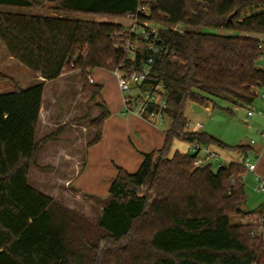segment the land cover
Here are the masks:
<instances>
[{
    "label": "trees",
    "instance_id": "obj_1",
    "mask_svg": "<svg viewBox=\"0 0 264 264\" xmlns=\"http://www.w3.org/2000/svg\"><path fill=\"white\" fill-rule=\"evenodd\" d=\"M43 4L53 15L2 9ZM71 13L137 14L159 25L157 35L144 25L149 39H141L160 46L162 53L145 47L131 56L118 37L121 23L63 15ZM0 39L10 56L44 79L22 88L0 74V81L13 83V89L0 92V264H264V214L258 225L232 221L253 213L243 209L244 160L253 148L190 131L185 114L189 101L208 107L214 98L252 106L264 83V0H0ZM149 59L141 88L164 86L163 112L171 125L163 146L143 153L135 172L117 168L98 222L86 227L29 183L44 145L64 131L60 127L36 139L45 81L58 79L67 67L81 72L82 99L101 111L90 121L96 130L88 142L92 146L102 140L110 115L103 85L90 82L93 70L129 75ZM174 139L226 148L242 159L216 171L213 163L196 166L198 153L170 154Z\"/></svg>",
    "mask_w": 264,
    "mask_h": 264
},
{
    "label": "rangeland",
    "instance_id": "obj_2",
    "mask_svg": "<svg viewBox=\"0 0 264 264\" xmlns=\"http://www.w3.org/2000/svg\"><path fill=\"white\" fill-rule=\"evenodd\" d=\"M2 9L32 15H53L49 5L45 8L2 7ZM58 14L60 15V13ZM63 15L93 21L120 20L123 28L120 33L121 36L118 37L131 56L134 54L128 49H131L132 46L142 49L144 46L141 39L143 24L148 25L151 31L159 29V25L154 22L136 20L131 15L121 18L74 13ZM134 23L138 24L139 32L133 36L131 29ZM173 27L176 28L177 26ZM204 30L225 35L241 34L226 29ZM19 62L18 59L10 57L5 44L0 39L1 75L13 76L11 78L22 88L44 81V79H38V73L25 65L21 66ZM260 67L264 68V55L260 61ZM92 78L95 83L103 85L102 99L110 110L102 140L90 148L81 144L82 139H92L95 136L96 130L91 127L90 121L97 117L101 111L98 106H96L98 109L96 110L94 103H87L82 99L81 72L67 67L64 74L58 79L45 81L42 118L36 139L55 132L60 127H64V131L58 136V139H53L47 143L40 155L38 166H31L29 174V183L32 186H36L37 189L63 204L70 210L69 216L73 217L72 215H74L79 224H86V227L87 222H98L102 208L110 198L109 188L117 168L122 167L129 172H135L141 163L140 161L138 164L143 150L141 144H149L152 146L150 150L161 148L164 142V131L171 125V118L167 115H164L162 120L153 118L152 121L156 120L157 124L154 126L147 121L148 119L140 117L134 112H128L123 99L124 93L119 86L115 71L98 67L93 70ZM11 89H13V83L8 80L0 81V92ZM252 107L255 114L248 117V105L237 107L227 100L214 98V101L207 108L189 101L185 110L190 123L187 128L194 130L202 127L199 128V131H206L230 146L245 144L253 147V150L260 151L264 145V138L261 134L264 131V100L258 95L252 102ZM227 108H232L233 112H228ZM135 116L147 121L146 124L139 120H132V117ZM139 135H141L140 138ZM209 149L219 156V161L212 159L215 171L218 168V163L229 165L232 161L242 159L241 153L226 148L212 145L209 146ZM176 150L184 153L189 152V143L174 139L170 154ZM200 154L204 156L205 152ZM261 157L259 161L256 159L257 170L255 172L246 170L244 174L247 200L243 209L253 211V213L233 216V222H252L258 225L261 221V215L264 214V190L255 189L258 185L257 177L264 178V153ZM261 230V228L257 229L259 234ZM85 234L88 238L90 234L88 228H85ZM74 241L75 245H78V238L75 237ZM100 245L98 251L104 247V244L101 243Z\"/></svg>",
    "mask_w": 264,
    "mask_h": 264
},
{
    "label": "built area",
    "instance_id": "obj_3",
    "mask_svg": "<svg viewBox=\"0 0 264 264\" xmlns=\"http://www.w3.org/2000/svg\"><path fill=\"white\" fill-rule=\"evenodd\" d=\"M142 11L146 12V9H142ZM131 17L134 19L137 18V14H131ZM147 21V20H144ZM137 22V21H136ZM137 23H134V26L131 29V34H138L139 30L137 29ZM145 24H143L144 26ZM148 26V25H146ZM152 32L157 35L156 30H152ZM142 38L145 40L149 39V32L145 28L142 31ZM143 41V40H142ZM143 48L151 49L156 55H160L162 53V48L158 45H153L152 43H148V41H143ZM132 45V43H131ZM260 48L264 50V43L260 44ZM131 53L135 54L138 50L135 46H132L131 49H128ZM152 59L143 66L142 70H134L129 75L121 73L119 70H116L115 73L118 77L119 86L123 91V99L126 105V109L128 112H134L140 117H143L148 120H153V118H159L160 120L164 117L163 110L167 107L166 97L164 95L165 89L162 84H157L153 90H143L141 86L145 83L146 77L149 75L150 71V63ZM90 82H95L93 78H90ZM129 92L130 94H125ZM258 95L262 100H264V83L258 89ZM248 117H251L255 114L253 107L248 106ZM189 121L187 125H189ZM264 138V132L261 133ZM254 141L252 140V143ZM189 152L198 153V156L195 160L196 166H203L208 163H213L212 159L215 161H219V156L214 151H211L208 146H204L199 144L198 142L189 143ZM201 152H205L204 156H201ZM258 155L254 150L250 151L247 157L244 160V165L248 171L255 172L257 167V159ZM218 167L223 165L222 163L217 164ZM258 185L256 186V190H264V178L258 176Z\"/></svg>",
    "mask_w": 264,
    "mask_h": 264
},
{
    "label": "crops",
    "instance_id": "obj_4",
    "mask_svg": "<svg viewBox=\"0 0 264 264\" xmlns=\"http://www.w3.org/2000/svg\"><path fill=\"white\" fill-rule=\"evenodd\" d=\"M113 22H116V23H122L120 20H113ZM12 59H13V57L12 56H10ZM19 64L21 65V66H23V64L22 63H20L19 62ZM38 76V79H41V80H43V78L41 77V76H39V74H37ZM11 77H13V76H11ZM18 84V83H17ZM20 86V85H19ZM21 87V86H20ZM46 88V87H45ZM45 93V92H44ZM43 101H44V97H43ZM42 108H43V102H42V107H41V112H40V119H39V123H38V127H37V132L39 131V124H40V122H41V118H42ZM96 108V107H95ZM208 108V107H207ZM96 110H98L97 108H96ZM132 120H139L140 122H142V123H145V122H147V121H149L150 122V124L152 123L154 126H156L157 124H156V120L155 121H151V120H147V121H143L142 119H139V117H132ZM146 124V123H145ZM148 125V124H147ZM150 126H152V125H150ZM153 127V126H152ZM199 128H202V127H199ZM199 128H195L194 130H191L190 129V131H197V132H199ZM262 132H264V131H262ZM143 134V133H142ZM141 137V135H139V138ZM163 137L165 138V131H164V134H163ZM41 139V138H40ZM82 139V138H81ZM37 140H39V139H37ZM91 139H88V138H84V139H82V145L83 146H86L87 148H90L91 146H88V142L90 141ZM50 142V141H49ZM48 143V142H47ZM47 143L44 145V147H43V149L41 150V152H40V155H41V153H42V151L44 150V148H45V146L47 145ZM164 143V142H163ZM98 144V143H97ZM96 145V144H95ZM95 145H92V146H95ZM141 146H142V152H141V157H139V161H138V164L140 163V161L142 162V160H143V153H145V152H150V151H152V150H150V148L152 147V146H150L149 144H146V143H142L141 144ZM253 148V147H252ZM254 149V148H253ZM153 150H155V148L153 149ZM255 151V153L258 155V157H257V159H258V161L259 160H261V156H262V154L264 153V145H262V147H261V150L260 151H256V150H254ZM40 155H39V159H40ZM39 159H38V164H39ZM141 164V163H140ZM140 164H139V166H140ZM33 166V165H32ZM257 168H258V166L256 167V170H257ZM116 173L117 172H115V175H116ZM30 174V173H29ZM36 187V186H35ZM37 188V187H36ZM106 203V202H105Z\"/></svg>",
    "mask_w": 264,
    "mask_h": 264
},
{
    "label": "water",
    "instance_id": "obj_5",
    "mask_svg": "<svg viewBox=\"0 0 264 264\" xmlns=\"http://www.w3.org/2000/svg\"><path fill=\"white\" fill-rule=\"evenodd\" d=\"M46 6H47V4H43L41 7H42V8H45Z\"/></svg>",
    "mask_w": 264,
    "mask_h": 264
}]
</instances>
